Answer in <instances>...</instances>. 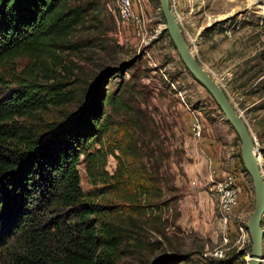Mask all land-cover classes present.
<instances>
[{
	"label": "rangeland",
	"instance_id": "1",
	"mask_svg": "<svg viewBox=\"0 0 264 264\" xmlns=\"http://www.w3.org/2000/svg\"><path fill=\"white\" fill-rule=\"evenodd\" d=\"M134 1L142 18L140 36L132 24L121 28L116 0H68L79 18L66 39L72 49L59 53L56 78L76 101L46 111L42 122L63 119L87 88L105 77L110 137H132V144L122 143L135 152L127 160L134 159L138 174L146 173L155 188L149 198L139 197L137 204L146 207L142 214L108 195L121 230L116 264H215L213 252L223 237L230 241L228 258L237 252L234 245L240 251L250 249L246 223L254 190L243 171L240 142L209 94L181 66L163 32L158 1ZM170 5L193 54L258 142L264 174V0H170ZM27 64L19 59L15 69ZM112 93L121 103L119 110L106 103ZM194 124L200 126L199 137ZM109 147L106 141L104 148ZM115 167L116 159L108 156L107 172L113 174ZM77 169L84 193L100 188L89 183L83 160ZM210 170L216 172L214 179L226 173L235 178L238 207L225 226L217 197L209 191Z\"/></svg>",
	"mask_w": 264,
	"mask_h": 264
},
{
	"label": "trees",
	"instance_id": "2",
	"mask_svg": "<svg viewBox=\"0 0 264 264\" xmlns=\"http://www.w3.org/2000/svg\"><path fill=\"white\" fill-rule=\"evenodd\" d=\"M78 18L68 0H0V264H116L121 230L108 195L142 214L139 197L155 190L127 160L135 152L122 143L132 137H110L105 77L63 119L42 122L46 111L76 101L56 68L59 53L72 49L66 39ZM19 59L28 64L17 71ZM106 103L121 107L114 93ZM108 156L116 159L113 174ZM80 160L89 183L100 186L93 192L81 189ZM244 254L232 251L226 263Z\"/></svg>",
	"mask_w": 264,
	"mask_h": 264
},
{
	"label": "water",
	"instance_id": "3",
	"mask_svg": "<svg viewBox=\"0 0 264 264\" xmlns=\"http://www.w3.org/2000/svg\"><path fill=\"white\" fill-rule=\"evenodd\" d=\"M157 1L164 21V30L182 65L209 94L240 142V159L243 168L251 179L254 190V205L246 223V230L250 239L247 264H260L262 257V231L260 224L264 213V179L257 160L252 135L241 115L230 103L226 93L193 54L185 40L178 19L171 8L170 1Z\"/></svg>",
	"mask_w": 264,
	"mask_h": 264
},
{
	"label": "built area",
	"instance_id": "4",
	"mask_svg": "<svg viewBox=\"0 0 264 264\" xmlns=\"http://www.w3.org/2000/svg\"><path fill=\"white\" fill-rule=\"evenodd\" d=\"M134 2H135L134 0H116V9H117L118 19L120 21L121 28H126V25L132 24L133 26H135L136 35L140 36V34H142L141 31H139L141 24H142V18L137 12H135ZM192 130L197 137L200 136L199 124H194ZM252 138H253L254 147L256 149V156L259 162V167L261 169L262 161L257 155L258 142L253 136ZM215 177H216V172L214 170H210L209 176H208V182L210 184L209 191L214 192L212 194H214L217 197L218 215H219L220 221L225 226L228 223V221L231 219L233 211L238 207V202H239L238 190H237L235 178L233 177L232 174L226 173L224 177H222L220 180L214 179ZM262 177L264 179L263 173H262ZM207 186H208V183H207ZM260 228L262 231V257L260 259V264H264V213L262 216ZM239 231L241 234L245 233V229L243 228H239ZM229 243L230 241L228 240L227 237L222 238L220 247L214 250L213 252L215 264H236L235 261L231 263H226V261L228 260V251L231 247ZM237 244H239V239L236 241V245ZM234 247H237L236 251L240 252V249L238 246L234 245ZM248 254H249V251H246L245 254L239 258V259H244L245 264L248 262V256H247Z\"/></svg>",
	"mask_w": 264,
	"mask_h": 264
},
{
	"label": "bare ground",
	"instance_id": "5",
	"mask_svg": "<svg viewBox=\"0 0 264 264\" xmlns=\"http://www.w3.org/2000/svg\"><path fill=\"white\" fill-rule=\"evenodd\" d=\"M260 160V159H259Z\"/></svg>",
	"mask_w": 264,
	"mask_h": 264
}]
</instances>
